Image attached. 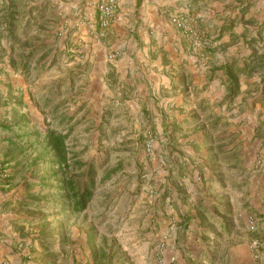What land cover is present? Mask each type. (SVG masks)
Here are the masks:
<instances>
[{
  "label": "rangeland",
  "instance_id": "1",
  "mask_svg": "<svg viewBox=\"0 0 264 264\" xmlns=\"http://www.w3.org/2000/svg\"><path fill=\"white\" fill-rule=\"evenodd\" d=\"M21 1L22 12L27 11L32 5H46L45 16L49 21L47 28L53 30L52 26L55 25L53 22H56V19L51 12L54 8L52 4L58 5L56 2ZM42 21L43 19L40 20V24ZM37 27L39 26L30 28V36L23 38L22 45L33 48L44 42L50 46H45L35 53L30 65L29 85L15 88L13 93L16 98L21 96L26 101V106L21 109L23 113H27L31 127L34 125L36 127L31 128V131L37 129L46 132L50 128H65L67 124L62 125L59 117L61 113H66L72 117V124L77 123L72 138L77 139L80 149L87 145L88 149L83 159L94 163L98 180L119 162H124L120 172L97 187L94 199L85 212H66L60 206H53L51 201L58 199L59 194L39 184L42 177L51 174L50 166L41 163L33 171L34 167L27 163L26 156L35 155L34 149L39 143L34 141L30 148L31 144L24 140L18 142L17 147H10L8 139H16V134L0 129V151L3 156L0 162L4 166L6 161H14L10 169L4 173H13L15 179L27 178V190L30 194L27 197L30 200H24L20 204L32 213L39 231L41 222L46 221L47 227L44 228L43 234L47 233V236H44L48 238L49 247L55 255L52 264H59L57 251L59 239H66L76 228L87 232V240H83L84 249L88 254L96 251L94 253L100 261L103 260L105 263L109 261L110 264H155L158 244L155 235L157 233L158 237L160 234L167 237L171 235L169 233L171 229H167L170 224L164 226L163 230L159 227L153 229V219L158 217L155 211L159 199L152 192L156 190L157 178L162 167L156 160L155 147L163 136L162 127L164 128L165 124L171 125L175 129L174 138L180 139L182 143L189 144L191 139L201 141L204 133L200 127L211 113L223 116L221 124L226 121L230 123L225 130L209 135L208 142H212L211 147L203 146L206 159L204 165L209 166L207 158L209 155L217 158L218 173L223 178L220 188L217 186L212 189V193L217 194L219 199H225L224 220L231 226L230 229L222 226L224 229L219 231L221 233L219 238L224 241L221 249L222 245L225 249L235 245L237 240L248 238L258 242L257 247L260 251L264 249V229L259 237L254 236L264 222L262 74L255 72L242 75L241 93L231 105H222L227 94L226 76L222 69H216L235 59L243 63L244 58L252 53V48L264 53L262 37L258 41L254 38L245 42L240 40V43L230 38L226 45L213 46L219 38L207 37L206 31L197 25L201 33H204L205 41L209 43L208 46L204 45L195 50V56L199 57L197 53L201 55L196 63L208 67L206 72L203 69L198 74L200 79L205 76L203 84L200 88L188 92L186 104H181L182 108L179 105L170 112L176 117L169 116L164 118L163 122L160 110L155 111L156 108L160 109L156 103H150L149 110H143L142 114L139 108H133L132 104L123 100L116 103L113 99L104 105L100 99L89 93L85 94L87 89L84 80L78 77L82 71L79 70L77 60L65 53L62 48L65 43L64 29H57L49 37H43L37 34ZM189 42L192 44L190 38ZM4 44L7 45L6 37L0 39V55L5 48ZM193 50L191 46V53ZM18 51L21 52L22 49ZM210 59L213 63H210ZM206 61L209 62L204 65ZM218 71L224 75L222 81ZM2 89L4 93L0 91V123H12L16 118L12 115V105L8 100V87ZM203 99L206 100V104L199 108L198 105ZM193 116L199 117L200 121L193 124L194 120L191 118ZM185 119L188 121L185 122ZM177 123L181 124L178 126ZM149 139H153L151 153L146 150ZM22 149L27 150L25 155L20 154ZM249 216L258 219L256 232L247 229L246 221Z\"/></svg>",
  "mask_w": 264,
  "mask_h": 264
},
{
  "label": "crops",
  "instance_id": "2",
  "mask_svg": "<svg viewBox=\"0 0 264 264\" xmlns=\"http://www.w3.org/2000/svg\"><path fill=\"white\" fill-rule=\"evenodd\" d=\"M52 1L58 4H52L51 12L57 27L46 29L45 37L64 29L62 48L77 60L82 71L78 77L84 80L87 89L85 94L100 99L104 105L113 99L116 103L123 100L139 108L142 114L143 110H149L150 103H156L160 109L155 111L160 110L163 122L164 118L175 116L170 112L176 106L182 108L181 104H186L189 91L201 87L205 76L200 79L198 74L208 68L196 63L201 55L195 56L194 46L191 53L189 36L172 23L173 15H185L204 29L207 37L219 38L213 46L226 45L230 38L239 43L264 39V0H118L119 12L104 35L100 33L97 0ZM29 17L22 19L23 25ZM203 36L204 47L209 43L204 33ZM11 45L7 38V45L4 44L7 52L0 55L3 93L2 87L8 85L14 89L29 85L30 75L25 74L17 55L25 57L31 48L21 52L15 48L16 52L11 53ZM113 53H117L116 58L110 57ZM218 73L222 81L224 75ZM161 133L163 136L155 147L156 160L162 167L156 190L152 192L159 199L153 229L163 230L171 225L167 228L171 229L168 237L155 235L158 242L166 237L167 264H264V249L260 251L252 238L237 240L225 249L222 245L221 249L224 241L219 238V231L224 229L222 226L227 229L231 226L224 220L225 199L212 193L223 180L216 166L217 158L209 155V166L204 165L203 146L211 144L204 138L182 143L173 137V127L167 124ZM13 162L6 161L4 166L0 162V264H52L55 255L44 236L47 233L43 234L46 221L40 223L41 233L32 213L20 204L29 199L27 178L15 179L13 173H4ZM261 225L254 236L262 234L264 222ZM84 239L87 240V232L79 228L66 239H59L62 241L57 244L58 263L110 264L100 261L96 251L88 254Z\"/></svg>",
  "mask_w": 264,
  "mask_h": 264
},
{
  "label": "trees",
  "instance_id": "3",
  "mask_svg": "<svg viewBox=\"0 0 264 264\" xmlns=\"http://www.w3.org/2000/svg\"><path fill=\"white\" fill-rule=\"evenodd\" d=\"M21 2V0H0V39L7 37L12 41L11 53L16 52L15 48H17V51L18 49H22V51L26 50V47L22 45V40L24 37H27V32H30V28L33 26H39L36 29L39 36H47L45 30L48 29L47 23L49 21L46 19L47 16H45L46 5H32L27 11L22 12ZM28 15L30 17L23 25L22 19H25ZM32 18L34 19L33 21ZM42 19L43 24H40V20ZM45 46L48 47L50 45L43 42L39 46L31 48L29 54L25 57L21 53L17 55L23 62L25 74L30 75V65L35 53ZM6 52L7 50L4 48L1 54H5ZM216 69H222L226 76L227 94L221 103L222 105H231L241 93L242 75L261 72V81L264 88V53H259L255 48H252V53L244 58L243 63L235 59ZM7 87L8 100L12 105V115L16 119L12 123H0V129L10 134H16V139H8L9 146L17 147L19 146L18 142L26 140L31 144L30 148H32L33 142H38L39 146L37 145L34 149L36 154L27 155L26 160L30 166L34 167L33 171L41 163L47 164L52 169L51 174L42 177L39 184L47 187L49 190L51 189V191L55 190L59 194L58 199L51 200L54 204L53 206H60L62 210L70 213L85 212L94 199L97 187L106 183L120 172L123 169L124 162H119L98 180L94 163L83 159L88 149L87 145L80 149L77 139L72 138V134L77 126V123H71L72 117L66 113H61L59 117L61 124H67L63 129L50 128L46 132L37 129L31 131V128L35 127V125L31 127V121L27 113L22 112L21 108L26 106L23 97L16 98L13 94L15 89L11 85ZM205 104L206 100L203 99L198 106L202 108ZM204 110L206 111V109ZM191 118L194 120L193 124L200 121L199 117L193 116ZM222 119L224 120L223 116L217 113H211L205 119L200 129L204 133L206 143L212 144V142H208L210 134H216L229 126L230 123L228 121L221 124ZM187 121L188 119H185V122ZM181 123H177L178 126ZM174 130L173 128V133ZM26 151V149H22L20 154L25 155Z\"/></svg>",
  "mask_w": 264,
  "mask_h": 264
},
{
  "label": "built area",
  "instance_id": "4",
  "mask_svg": "<svg viewBox=\"0 0 264 264\" xmlns=\"http://www.w3.org/2000/svg\"><path fill=\"white\" fill-rule=\"evenodd\" d=\"M30 3L38 2L39 0H27ZM95 7L98 14L99 26L101 29V35H104L106 31L111 27L113 20L116 18L119 12V1L118 0H97ZM172 23L184 33L189 36L192 42V46L195 49L201 48L204 44V37L201 31L192 24L188 17L182 14H175L171 17ZM111 58H116L117 53L110 55ZM147 152L151 153L153 150V139H149L146 143ZM247 229L250 232H256L258 229V219L254 216H249L246 221ZM258 242L254 240V245L257 246ZM168 248V243L166 237L159 240L156 250V263L155 264H167V261L164 256V252ZM4 264H16L11 262H6Z\"/></svg>",
  "mask_w": 264,
  "mask_h": 264
}]
</instances>
